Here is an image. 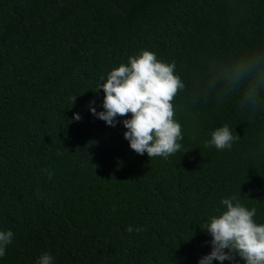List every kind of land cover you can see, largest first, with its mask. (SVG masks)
Listing matches in <instances>:
<instances>
[{
  "label": "trees",
  "instance_id": "obj_1",
  "mask_svg": "<svg viewBox=\"0 0 264 264\" xmlns=\"http://www.w3.org/2000/svg\"><path fill=\"white\" fill-rule=\"evenodd\" d=\"M143 50L185 84L172 101L181 149L167 159L130 148V114L112 127L90 111H103L96 86ZM253 50L264 0H0V231L14 233L0 264L44 252L54 264H198L211 251L200 225L233 195L264 223V110L203 95L210 62ZM224 125L239 140L205 148Z\"/></svg>",
  "mask_w": 264,
  "mask_h": 264
},
{
  "label": "clouds",
  "instance_id": "obj_2",
  "mask_svg": "<svg viewBox=\"0 0 264 264\" xmlns=\"http://www.w3.org/2000/svg\"><path fill=\"white\" fill-rule=\"evenodd\" d=\"M174 71V63L157 60L151 51L143 50L138 56H130L127 64L114 68L106 81L96 86L95 91L104 92L103 111L97 112L91 105L90 111L112 127L116 126L117 117L130 114V118L122 121L126 129L123 135L130 148L139 155L147 153L149 159H167L181 149L178 141L183 139L181 125L174 119L172 101L184 90L185 84ZM211 93H215L218 103L239 94L242 110H264V50H253L226 62H210L203 95L206 98ZM73 118L81 119L79 114H74ZM239 138L224 125L211 133L204 147L230 150ZM44 171L51 178L53 173ZM240 197L222 198L223 210L216 209L219 214L200 225L211 236V251L200 258L198 264H212L214 260L221 264L226 260L238 264L237 258L244 264H264V223H256L257 209L241 204ZM143 230L135 229L137 233ZM127 231L131 233L134 229L129 226ZM13 238L11 230L0 231V257L6 254ZM36 264H54V257L44 252Z\"/></svg>",
  "mask_w": 264,
  "mask_h": 264
}]
</instances>
